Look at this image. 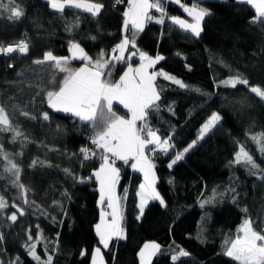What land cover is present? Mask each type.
<instances>
[{
  "label": "trees",
  "instance_id": "obj_1",
  "mask_svg": "<svg viewBox=\"0 0 264 264\" xmlns=\"http://www.w3.org/2000/svg\"><path fill=\"white\" fill-rule=\"evenodd\" d=\"M90 1L106 2L99 15L74 8L56 12L45 0H15L24 12L19 19H9L10 13L0 11V47L21 41L29 46L27 54L0 53V106L12 127L23 134L13 142L12 131L0 132V146L19 166V183L27 189L22 195L13 184L15 177L4 172L6 161L0 159V196L8 204L0 211V264L17 260L36 264L25 245L35 242L38 234L44 239L37 244V254L42 261L51 256V264H91L96 248H102L106 264H139L138 252L146 242L160 245L151 264H236L223 255L224 244L235 237L243 220L251 219L254 228L264 233V153L250 139L264 134V100L250 91L251 87L264 89V23H251L255 9L236 0H180L209 11L199 37L172 24L169 17L189 18L169 0H164L163 24L145 23L136 37L137 49L150 57H163L154 71L174 76L189 87L157 77L160 110L148 118L158 135L171 136L174 145L168 155L154 157L153 162L155 188L165 206L153 201L140 216L137 192L142 176L132 171L131 162L117 161L123 238L113 237L104 248L94 231L100 210L98 184L92 176L101 161L97 156L82 163L80 153L82 147H93L92 126L48 107L46 93L58 90L63 74L49 67L51 62L34 63L45 52L70 57L71 43H78L93 59L101 50L110 57L125 35L131 37V30L123 32L127 0ZM150 11L160 16L155 9ZM134 51L129 46L125 57ZM137 55L113 61L111 79L118 80L129 63L138 65ZM70 64L75 69L83 62L70 60ZM237 76L248 84L234 88L222 84ZM223 108L235 126L218 123L169 168L177 152L197 140L201 126ZM114 110L118 115L126 112L117 104ZM45 112L48 120L43 119ZM241 146L257 169L230 163ZM33 161L37 162L34 167ZM214 190L215 198L201 207ZM13 213L17 215L14 222L8 219ZM181 249L189 255L174 262L172 256Z\"/></svg>",
  "mask_w": 264,
  "mask_h": 264
},
{
  "label": "snow or ice",
  "instance_id": "obj_2",
  "mask_svg": "<svg viewBox=\"0 0 264 264\" xmlns=\"http://www.w3.org/2000/svg\"><path fill=\"white\" fill-rule=\"evenodd\" d=\"M120 2L121 0H117V3ZM169 2L180 4L192 21L190 23L186 19L173 16L169 17L172 24L190 32L195 37H199L203 30L202 24L205 18L210 15L209 11L198 7L197 4L188 7L180 3V0H169ZM237 2L246 3L255 9V18L250 21L251 23H264V0H237ZM47 4L60 13L65 10L66 6H69L81 9L92 16L99 15L103 8L102 4L90 2V0H47ZM127 4V10L123 13V26L125 33L131 30L132 34L131 37L125 35L121 42L115 45L110 57L101 50L99 57L93 59L85 53L78 43H71L69 47V52L72 53L71 59L82 61V67L74 69L71 67L69 57H57L52 52H45L42 60L34 61L36 64L51 62L49 67H53L63 74L58 90L54 88V90L46 93L48 107L57 112L70 113L82 123L92 126L93 135L90 137V144L93 147H82L80 153L83 157L82 163L97 156L101 161L99 168L93 171L92 176L99 184L100 203L103 204L106 200L107 207L111 209L110 213L101 212V222L95 226L96 235L104 248L108 247L109 241L114 236L123 238V230L119 223L122 219L120 198L115 194L116 185L119 181V169L115 166L117 161H122L124 164L131 162L133 170L143 173L144 183L140 185V191L137 192V196L140 198L137 207L141 216L149 201L157 200L161 206H165V201L154 187L156 183L155 164L148 155V153L157 151L168 155L170 150L174 148L171 143V136L162 139L158 135V130L153 129L148 123L151 113L160 110L161 93L156 86V78L157 76H163L164 79L170 80L180 88L187 89L189 87L174 76L163 72L150 71L163 57L157 55L152 58L139 51L136 46V37L144 30L146 22L155 20L156 23H164L166 17L164 0H127ZM13 5H15V0H7V3L0 0V11L10 13L9 19L21 18L24 15L23 9L18 5ZM152 9L160 13L158 18L151 14L150 10ZM129 46L136 49V51L125 57L124 53ZM28 50L29 46L24 41L17 45L0 47V53L5 55L17 52L27 54ZM117 52L120 54L116 55ZM137 52L140 59L139 65L133 67L129 63L127 70L118 80L113 81L111 79V69L115 66L113 61L119 63L126 59L131 60L132 57L137 55ZM222 84L234 88L237 84L247 85L248 81L237 76L223 81ZM194 90L200 91L199 89ZM250 91L261 100H264V89L251 87ZM115 104L123 106V109L126 110L124 115L117 114L114 110ZM22 114L28 115L26 112ZM43 119H49L47 112L43 113ZM220 120V115L213 113L201 126L197 140H194L182 151L177 152L168 167L172 168L177 162L181 161L185 154L195 147L198 141L202 140ZM8 131L14 133L13 142L23 135L18 129L12 127L5 108L0 106V132ZM250 139L256 143L258 150L264 153V134L253 135ZM0 159L6 161L4 172L15 177L13 184L24 195L27 189L19 183L20 168L4 151L2 146H0ZM36 163V161H33L32 166L34 167ZM230 163H243L245 166H250L251 169L259 167L243 146L235 153L234 160ZM65 172L71 174L68 169H65ZM169 182L171 183V181ZM214 198L215 190L212 198L201 202V207H204ZM24 202L27 203V200L25 199ZM6 207H8L7 202L0 196V211ZM12 207L17 206L12 205ZM17 211L20 215H24L21 209L17 208ZM244 211L246 212L247 209H244ZM106 215L112 217L110 222H106ZM8 219L13 222L16 221V213H13ZM137 219H140V216H137ZM43 239L42 234H38L35 242L26 243V251L36 261V264H51V256H48L46 261H42L36 251L37 244ZM28 240L33 241V237L29 235ZM100 251V248L95 249L92 264H97ZM159 251V244L146 243L138 254L140 264H151L152 257ZM188 255V252L181 249L172 256V260L175 262L180 257ZM223 255L229 257L236 264H264V233L254 228L251 219H244L237 228L235 237L225 240ZM13 264H19L18 260Z\"/></svg>",
  "mask_w": 264,
  "mask_h": 264
},
{
  "label": "crops",
  "instance_id": "obj_3",
  "mask_svg": "<svg viewBox=\"0 0 264 264\" xmlns=\"http://www.w3.org/2000/svg\"><path fill=\"white\" fill-rule=\"evenodd\" d=\"M237 1V0H236ZM95 3H100V4H102L103 5V7L106 5V2H104V1H97V2H95ZM128 7V6H127ZM126 10H127V8H126ZM187 21L188 22H192L191 21V19H187ZM123 32H124V34H126L125 33V31H124V29H123ZM127 50V49H126ZM126 52V51H125ZM120 53L119 52H117L116 53V55H119ZM70 55H71V53H70ZM137 57L139 58V55H137ZM152 58H155V57H152ZM73 61H80V60H73ZM161 61V60H160ZM159 61V62H160ZM159 62H157V64L159 63ZM140 63V62H139ZM139 63H138V65H139ZM157 64H155L154 66H153V68L152 69H150V71H154V68H155V66L157 65ZM138 65H136V66H138ZM83 66V65H82ZM82 66H80V67H82ZM136 66H133V67H136ZM126 70H127V68H126ZM125 70V71H126ZM154 72H157V71H154ZM157 73H160V72H157ZM164 73V72H163ZM157 77H163V76H157ZM164 78V77H163ZM157 79V78H156ZM118 105V104H117ZM119 106H121V107H123L122 105H119ZM61 113H63V114H67V115H71L70 113H64V112H61ZM148 155L150 156V158H151V160H152V162H154V157H157V156H164V154L162 153V152H159V151H157V152H155V153H148ZM99 168V167H98ZM131 169H132V167H131ZM132 171H134V172H136V173H138V174H140L141 176H142V183H144V176H143V173L142 172H139V171H136V170H133L132 169ZM155 172V171H154ZM155 176H156V174H155ZM95 178V177H94ZM156 181H157V179H156ZM141 183V184H142ZM98 184V183H97ZM155 185H156V183H155ZM155 185H154V187H155ZM156 189V188H155ZM138 191H140V186H139V189H138ZM115 194H116V190H115ZM99 200H100V191H99V184H98V202H99ZM153 201H157V200H152V201H149L148 202V204L149 203H151V202H153ZM140 203V198L138 197V204ZM147 204V205H148ZM146 205V206H147ZM100 205L98 204V207H99ZM104 208H107V210H104ZM102 210L105 212V213H110L111 212V209L110 208H108L107 207V201L105 200V202L102 204ZM138 211H139V208H138ZM139 215H140V212H139ZM107 217H108V219H109V222L111 221V219H112V217L110 216V215H107ZM98 223H99V221H98ZM97 223V224H98ZM119 223H120V227H121V220L119 221ZM96 226V225H95ZM95 226H94V231H95V233H96V228H95ZM98 237V236H97ZM115 237V236H114ZM98 240H99V237H98ZM102 245V244H101ZM102 247H104L103 245H102ZM101 249V253H102V248H100ZM94 251H95V249H94ZM94 251H93V253H94ZM93 253H92V260H93ZM103 255V254H102ZM104 259V258H103ZM103 259H101V258H99V264H106L105 263V261L103 260ZM92 260H91V264H92Z\"/></svg>",
  "mask_w": 264,
  "mask_h": 264
},
{
  "label": "rangeland",
  "instance_id": "obj_4",
  "mask_svg": "<svg viewBox=\"0 0 264 264\" xmlns=\"http://www.w3.org/2000/svg\"><path fill=\"white\" fill-rule=\"evenodd\" d=\"M46 2H47V0H45ZM200 1H221V2H224V1H226V0H200ZM90 2H93V1H90ZM95 3V2H94ZM175 3V2H174ZM181 3V2H180ZM176 4H178V3H176ZM179 6H180V4H178ZM186 6H188V7H191L192 5H186ZM65 8H73V7H69V6H66ZM182 8V7H181ZM52 9V8H51ZM74 9H76V8H74ZM53 11H56V10H54V9H52ZM78 10H81V9H78ZM182 10H183V8H182ZM83 11V10H82ZM57 12V11H56ZM184 12V11H183ZM185 13V12H184ZM186 14V13H185ZM186 16H187V14H186ZM188 17V16H187ZM189 19H191L190 17H188ZM187 20V19H186ZM71 56H72V53H71V55H70V60H72L71 59ZM76 60H78V59H76ZM73 61V60H72ZM220 115V117H221V120L218 122V123H220V122H224V123H226V125H228V126H232V127H234L235 125L233 124V123H231V121H230V118H229V116H228V114H227V112H226V110L223 108V110H222V112L219 114ZM98 204L100 205L98 208H99V210H100V218H99V223L101 222V212L103 211L102 210V204L100 203V200H99V202H98ZM104 212V211H103ZM141 216V215H140ZM105 220H106V222H109V219H108V217H107V215H106V217H105ZM146 243H155V242H146ZM146 243H144L143 244V246L146 244ZM157 244V243H156ZM142 246V247H143ZM141 247V248H142ZM101 250V249H100ZM141 250V249H140ZM140 252V251H139ZM139 252H138V254H139ZM102 257V259H103V255H102V253H101V251H100V256L97 258V264H99V258H101ZM154 257V256H153ZM152 257V258H153ZM138 259H139V264H140V258H139V255H138ZM104 260V259H103ZM152 260V259H151Z\"/></svg>",
  "mask_w": 264,
  "mask_h": 264
},
{
  "label": "water",
  "instance_id": "obj_5",
  "mask_svg": "<svg viewBox=\"0 0 264 264\" xmlns=\"http://www.w3.org/2000/svg\"><path fill=\"white\" fill-rule=\"evenodd\" d=\"M18 53V52H17ZM13 54H15V53H13ZM13 54H9V55H13ZM20 54V53H19ZM22 55V54H21ZM1 56V55H0Z\"/></svg>",
  "mask_w": 264,
  "mask_h": 264
},
{
  "label": "built area",
  "instance_id": "obj_6",
  "mask_svg": "<svg viewBox=\"0 0 264 264\" xmlns=\"http://www.w3.org/2000/svg\"><path fill=\"white\" fill-rule=\"evenodd\" d=\"M104 210H107V208H104Z\"/></svg>",
  "mask_w": 264,
  "mask_h": 264
}]
</instances>
